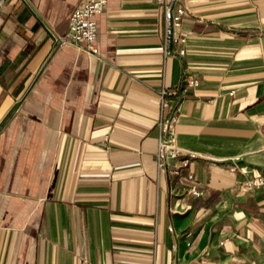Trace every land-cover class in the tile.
I'll return each mask as SVG.
<instances>
[{
	"label": "crops",
	"instance_id": "crops-1",
	"mask_svg": "<svg viewBox=\"0 0 264 264\" xmlns=\"http://www.w3.org/2000/svg\"><path fill=\"white\" fill-rule=\"evenodd\" d=\"M168 1L164 60L156 0H107L98 57L58 42L80 0H0V264H264V0ZM163 88L197 197L156 167Z\"/></svg>",
	"mask_w": 264,
	"mask_h": 264
},
{
	"label": "built area",
	"instance_id": "built-area-1",
	"mask_svg": "<svg viewBox=\"0 0 264 264\" xmlns=\"http://www.w3.org/2000/svg\"><path fill=\"white\" fill-rule=\"evenodd\" d=\"M163 11V42L162 54L164 60L171 55V48L177 43L185 42V35L178 33L182 19L186 15L183 8H175L168 0H156ZM107 0H80L78 7L72 12L68 22L66 35L58 39L59 44L71 47L89 56H99L97 19L104 12ZM184 55V50L180 51ZM198 86L197 80L188 83V88ZM186 89L163 88L159 94L158 128L159 137L156 148V167L163 173L168 171L173 176H179L182 169L187 170L186 180L190 183L189 193L199 196L197 179L191 170V164L196 159H202L198 154L178 147L175 143V125L179 112L185 100ZM174 162V164H173ZM264 181L256 178L255 186H262Z\"/></svg>",
	"mask_w": 264,
	"mask_h": 264
}]
</instances>
